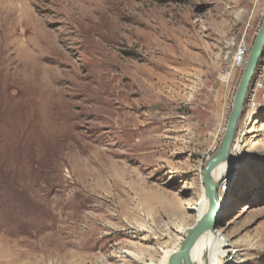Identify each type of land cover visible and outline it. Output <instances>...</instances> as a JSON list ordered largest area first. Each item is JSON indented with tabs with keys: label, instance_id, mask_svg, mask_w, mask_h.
I'll return each mask as SVG.
<instances>
[{
	"label": "rangeland",
	"instance_id": "1",
	"mask_svg": "<svg viewBox=\"0 0 264 264\" xmlns=\"http://www.w3.org/2000/svg\"><path fill=\"white\" fill-rule=\"evenodd\" d=\"M163 1L0 0V264H162L195 226L264 0ZM234 146L214 231L264 264V101Z\"/></svg>",
	"mask_w": 264,
	"mask_h": 264
},
{
	"label": "water",
	"instance_id": "2",
	"mask_svg": "<svg viewBox=\"0 0 264 264\" xmlns=\"http://www.w3.org/2000/svg\"><path fill=\"white\" fill-rule=\"evenodd\" d=\"M264 57V21L260 32L256 38V42L250 51L244 75L241 79L238 91L234 98L232 113L227 125L226 134L217 153L206 162L202 182L205 187V192L209 196L211 208L209 215L199 221L192 229L187 232L186 238L182 243L181 248L173 253L168 260V264H192L190 261L191 251L200 238L207 230H213L216 226V216L220 211V203L217 195V185L212 180L213 171L220 165L228 163L230 153L235 142L238 132V125L244 113L246 97L251 88L252 81L256 69Z\"/></svg>",
	"mask_w": 264,
	"mask_h": 264
},
{
	"label": "bare ground",
	"instance_id": "3",
	"mask_svg": "<svg viewBox=\"0 0 264 264\" xmlns=\"http://www.w3.org/2000/svg\"><path fill=\"white\" fill-rule=\"evenodd\" d=\"M244 60V56L241 52H239L236 57L234 58L235 62H240ZM235 66V64H234ZM237 136V135H236ZM235 143V142H234ZM237 151L238 154L241 155V149L238 146L232 147L230 158L228 160V163L222 164L218 166L212 173L211 177L213 182L217 185L218 180L223 175V173L226 172L227 167L228 169H231L235 165V156L234 152ZM204 186V184H203ZM218 189L219 186L217 185V195H218ZM203 195L199 203L196 205V224L206 218L209 215L211 204L209 200L208 194L205 192V187L203 188ZM220 212V211H219ZM219 213L216 216V225H217V219L219 218ZM195 224V225H196ZM193 228V227H192ZM191 228V229H192ZM216 228V226H215ZM213 230H207L204 234L200 236L196 244L194 245L191 254H190V261L192 264H225L224 263V257L222 254V251L228 247L225 246V244L222 242V232L220 231H214ZM190 230V229H189ZM188 230V231H189ZM184 232V237L180 242V245L182 246L183 241L186 238L187 232ZM229 245V244H228ZM181 246H179L181 248ZM180 248H178L175 251H167L164 254L162 264H168L169 257L178 251Z\"/></svg>",
	"mask_w": 264,
	"mask_h": 264
},
{
	"label": "built area",
	"instance_id": "4",
	"mask_svg": "<svg viewBox=\"0 0 264 264\" xmlns=\"http://www.w3.org/2000/svg\"><path fill=\"white\" fill-rule=\"evenodd\" d=\"M245 57V52H241ZM264 101V57L260 61L246 97L244 112L251 118L258 112Z\"/></svg>",
	"mask_w": 264,
	"mask_h": 264
},
{
	"label": "trees",
	"instance_id": "5",
	"mask_svg": "<svg viewBox=\"0 0 264 264\" xmlns=\"http://www.w3.org/2000/svg\"><path fill=\"white\" fill-rule=\"evenodd\" d=\"M163 2L164 3H177V2H181V0H165Z\"/></svg>",
	"mask_w": 264,
	"mask_h": 264
}]
</instances>
